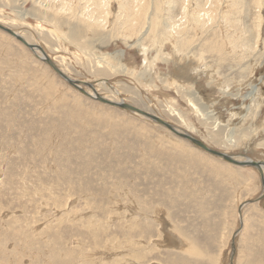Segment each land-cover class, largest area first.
<instances>
[{
    "label": "rangeland",
    "instance_id": "374dc122",
    "mask_svg": "<svg viewBox=\"0 0 264 264\" xmlns=\"http://www.w3.org/2000/svg\"><path fill=\"white\" fill-rule=\"evenodd\" d=\"M0 24L87 92L264 160V0H0ZM37 53L0 30V264H264L256 168Z\"/></svg>",
    "mask_w": 264,
    "mask_h": 264
},
{
    "label": "water",
    "instance_id": "95a60500",
    "mask_svg": "<svg viewBox=\"0 0 264 264\" xmlns=\"http://www.w3.org/2000/svg\"><path fill=\"white\" fill-rule=\"evenodd\" d=\"M0 30L8 33L9 35H11L12 37L16 38L19 42H21L24 46H26L28 49L30 50H33L34 48H38L41 50L40 47H37L33 44H30L28 43L22 36L18 35L16 32H14L12 29L0 24ZM42 53H43V50H41ZM36 56V55H35ZM43 61L48 64L50 66V68H52V70L57 74L59 75L61 78H63L66 82L69 83V85H72V86H75L76 85V82L74 80H71L67 75H65L62 71H60V69L58 68V66H56L54 64V62L52 60H50L48 57H45L44 56V59ZM84 83V82H83ZM87 86L89 87H92L93 86L91 84H86ZM80 92H82L83 94H86L88 97L92 98V99H96L97 101L99 102H102V103H106L108 105H113V106H116V107H120V108H123V109H126V110H130V111H134V112H137L139 113L140 115L144 116V117H148L149 119H151L152 121H155L156 123L166 127L168 130H170L172 133L176 134L177 136L179 137H182L188 141H190L192 144H194L196 147L200 148L201 150L213 155V156H216V157H219V158H222L223 160H226L227 162H230L232 164H235V165H239V166H253V167H256L259 171V174H260V179H261V183L264 187V177H263V174H262V171L260 170L259 168V162L257 161H248V160H245V161H238V160H234L233 158H231L227 153H224L220 150H217V149H214V148H211L210 146H208L206 143H204L202 140L192 136L191 134L185 132V131H178L175 129V127H173L171 124H169L168 122L164 121L162 118L154 115V114H151L150 112L148 111H145V110H142V109H138L128 103H115V102H108L106 101L104 98H101V97H92L90 96L89 94H87L84 89L78 87ZM264 197V189H263V192L260 194V196H258L257 198L258 199H261ZM253 201H256V200H253ZM252 201H246L244 202V204L246 203H250ZM242 206V205H241ZM240 206V207H241ZM239 207V208H240ZM232 248L234 249V241L232 240V244H231Z\"/></svg>",
    "mask_w": 264,
    "mask_h": 264
},
{
    "label": "bare ground",
    "instance_id": "6f19581e",
    "mask_svg": "<svg viewBox=\"0 0 264 264\" xmlns=\"http://www.w3.org/2000/svg\"><path fill=\"white\" fill-rule=\"evenodd\" d=\"M127 14H129V12H127ZM213 16V15H212ZM128 17V16H127ZM127 20L129 21V25L131 26V25H133L132 24V22L130 21V19L129 18H127ZM14 32H16V31H14ZM18 35H20V36H22V34H20V33H18V32H16ZM28 43H30L24 36H22ZM31 44V43H30ZM34 45V44H33ZM35 46H37V47H40V46H38V45H35ZM41 48V47H40ZM34 51H38V53L37 54H39V55H36L37 56V58H39L40 60H42L43 61V59H44V56L45 57H47L46 56V54L44 53V51H43V53H42V51L41 50H43L42 48H41V50L40 49H38V48H34L33 49ZM49 58V57H48ZM50 59V58H49ZM51 60V59H50ZM44 62V61H43ZM55 64V63H54ZM48 65V64H47ZM56 65V64H55ZM49 66V65H48ZM60 69V68H59ZM60 71H62V70H60ZM63 72V71H62ZM70 78V77H69ZM80 81V80H79ZM76 82V81H75ZM68 83V82H67ZM69 84V83H68ZM72 86V85H71ZM73 87H75L76 89H78L79 90V88L78 87H80V85L76 82V85L75 86H73ZM81 88V87H80ZM80 91V90H79ZM87 94H89L90 96H92V97H101V98H104L106 101H108V102H110V101H112V102H115V103H124V102H117V101H114V100H111V99H108V98H105L104 96H100L99 94H97V89L96 88H93V89H91V93H89V92H87L86 90H84ZM86 95V94H85ZM96 100V99H95ZM113 106V105H112ZM135 107V106H134ZM137 108V107H136ZM139 109V108H138ZM124 110H126V109H124ZM126 111H130V110H126ZM131 112H133V113H136V114H138V115H140L139 113H137V112H134V111H131ZM173 127H175V129L176 130H178V131H181L180 130V128L179 127H177V126H174V125H172ZM225 153V152H224ZM231 158H233V156H231V155H229ZM234 160H238V161H245V160H248V161H252V159H250V158H245V159H243V160H240V159H238L237 157H235V158H233ZM254 161V160H253ZM257 162H259L260 164H259V168H260V170L262 171V174H263V177H264V160H257ZM254 168H256V167H254ZM257 169V168H256ZM258 170V169H257ZM259 172V171H258ZM260 175V174H259ZM262 184V183H261ZM263 186V185H262ZM263 189H264V187H263ZM242 207H243V205L241 206V208L239 209L240 210V212L239 213H241V209H242ZM242 228V227H241ZM232 240L234 241V238H232ZM170 241H171V243L173 244V245H178L179 244V241L174 237V238H172V237H170ZM188 242V241H187ZM186 242V243H187ZM185 242H184V245L186 244ZM181 249H184V251H186V252H188L189 254H200V252H198V250H197V247H195V245H193V244H189V243H187L183 248H181ZM180 250V249H179Z\"/></svg>",
    "mask_w": 264,
    "mask_h": 264
}]
</instances>
